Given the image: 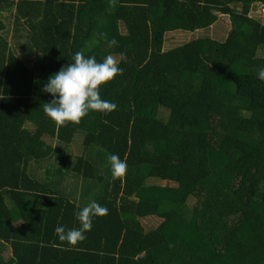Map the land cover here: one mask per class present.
I'll return each mask as SVG.
<instances>
[{"label":"trees","instance_id":"16d2710c","mask_svg":"<svg viewBox=\"0 0 264 264\" xmlns=\"http://www.w3.org/2000/svg\"><path fill=\"white\" fill-rule=\"evenodd\" d=\"M256 5L264 0H0V264H264ZM221 15L227 36L204 35ZM178 32L200 35L169 48ZM76 52L118 61L122 73L100 89L116 108L60 126L42 88ZM112 154L127 163L120 179ZM55 156L49 179L31 174ZM71 173L81 183L63 191L56 177ZM92 201L107 215L77 245L61 241L56 228H80L76 213Z\"/></svg>","mask_w":264,"mask_h":264},{"label":"clouds","instance_id":"9594fccd","mask_svg":"<svg viewBox=\"0 0 264 264\" xmlns=\"http://www.w3.org/2000/svg\"><path fill=\"white\" fill-rule=\"evenodd\" d=\"M117 41H110L115 45ZM122 69L111 55L97 62L95 56H86L83 52H76L72 62L62 67L58 72L48 77L42 92L50 94L52 99L44 104L45 114L57 125L66 123L78 124L90 111L110 112L115 110L116 104L103 100L100 95L101 86L113 80ZM258 79L264 82V69L258 73ZM113 179H120L126 175L127 163L117 154L109 156ZM108 209L95 201L81 208L76 213V219L81 227L66 229L64 226L56 228L61 241H67L75 246L86 239L85 231H91L93 217L107 215Z\"/></svg>","mask_w":264,"mask_h":264},{"label":"rangeland","instance_id":"374dc122","mask_svg":"<svg viewBox=\"0 0 264 264\" xmlns=\"http://www.w3.org/2000/svg\"><path fill=\"white\" fill-rule=\"evenodd\" d=\"M251 15L255 18L261 19L264 22V6L256 5L252 9ZM5 16L8 17L9 13H6ZM229 29H230V22L228 20V17L222 16L220 22L217 25H214L213 27H211V30L209 31V33L204 32L203 34L204 35L209 34L210 36L215 37V38H225L227 36ZM122 32L124 33V31H122ZM197 35L199 36L200 34H198V33H195V34L184 33V32L173 33V34L169 35L167 45L169 48L174 47V46H177V45H180V44H183L185 42L190 41L192 38H194ZM17 49H18L19 55H22V56L27 55L26 52L23 50V48L17 47ZM33 59L35 60L36 58L33 57ZM79 137L80 138H78V139H81V135H79ZM80 142L77 141L76 143H74L70 147L69 152H68V156H69L68 160H72V162H74L78 158L79 154L82 153L83 149L82 148L80 149V144H81ZM59 159H60L59 156H55V158L51 161H46V162H42V163H34L33 162L30 166V172L33 176H37L40 179H46L47 177L49 179V176L47 174V170L49 169V167L52 164L54 166H57V165L59 166V164H60ZM60 167L63 168L64 166L60 165ZM51 177L54 178L53 175ZM75 177L76 176L73 173H71L69 175H60L59 177H56L57 178L56 181H58V183H59L58 185H60V189H63V191L67 192V191H70V189L72 190L73 189L72 187H75L81 183L80 180L79 179L77 180ZM162 184L166 185L167 182L164 181V182H162ZM66 192H63V193H66ZM80 197H81V193L79 191V193L77 194V198L79 199ZM190 204H191L190 205L191 208H190L189 212L187 210L188 218L190 217L192 212H194V209H193L194 201H191ZM149 222H147V223H149ZM159 222L160 221L158 219H152L151 220V223H153V224H158Z\"/></svg>","mask_w":264,"mask_h":264}]
</instances>
